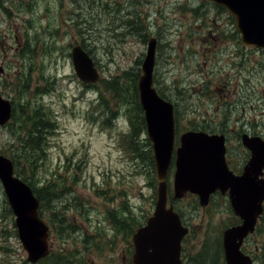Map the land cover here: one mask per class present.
Returning <instances> with one entry per match:
<instances>
[{
	"label": "rangeland",
	"instance_id": "obj_1",
	"mask_svg": "<svg viewBox=\"0 0 264 264\" xmlns=\"http://www.w3.org/2000/svg\"><path fill=\"white\" fill-rule=\"evenodd\" d=\"M128 1L133 2L127 9L129 13L139 10V29L144 26L146 33L148 28L162 31L153 85L178 105V128H192V124L206 120L209 128L215 129V120L221 117L228 127L242 126L251 135L264 139V125L256 131L250 126L252 119L264 111V52L239 45L230 14L201 0ZM104 3L105 0L101 4L94 0H48L50 11L44 26L51 36H32L28 67L19 68V61L15 67L11 64L0 85V94L19 102L10 123L0 127V152L18 153L21 166L29 169L31 148L27 144L24 152L20 149L31 122L22 126L19 122L26 121L35 109L43 108L45 152L37 162L34 180L29 182L35 188L46 186L61 191L64 184L67 189L61 199L46 202L40 213L50 227L49 246L55 256L39 264H67L57 259L61 252L69 255V260L81 259L78 264H126L127 250L129 258L131 255L119 225L122 215H117L119 223L115 225L112 218L107 219L108 212L122 208L125 201L132 208L133 224H142L154 208L155 187L147 178L146 167L136 159L133 143L125 140V134L133 128L130 121L137 124L132 105L127 100L120 107L117 98L111 99L102 84H98L100 94L93 85H83L73 74L70 58L63 55L74 44L80 45L94 58L104 80L114 77L124 81L139 72L146 49L144 40L150 36L130 29L133 25L126 24L127 16L100 15L98 10ZM169 3L173 5L172 17L157 22L158 11L167 13ZM136 17L130 18L138 21ZM208 36H219L222 41H211ZM213 43H217L215 48ZM50 44L55 45L52 58H48ZM20 83L29 86L26 96H20ZM25 97L27 106L21 100ZM137 140L139 146H148L143 144L141 134ZM235 155L237 161L242 159L239 152ZM142 166L146 172H142ZM148 177L154 178L152 173ZM175 207L193 228L184 243L186 258L198 256L209 262L207 256L212 252L217 257L223 230L236 221L227 199L215 195L203 209L196 198L187 195ZM6 208L9 206L0 187V264H30L17 239L14 216ZM52 213L66 218L63 231ZM51 222L55 227L50 226ZM258 226L243 251L264 264V220ZM219 264H224L223 257Z\"/></svg>",
	"mask_w": 264,
	"mask_h": 264
},
{
	"label": "water",
	"instance_id": "obj_2",
	"mask_svg": "<svg viewBox=\"0 0 264 264\" xmlns=\"http://www.w3.org/2000/svg\"><path fill=\"white\" fill-rule=\"evenodd\" d=\"M226 9L234 20L245 46L264 49V0H206ZM156 41L150 38L140 66L138 80L139 103L143 111L146 132L152 142L156 170V202L145 225L132 235L134 248L132 264H181V240L187 228L171 207L167 208L166 171L173 149V106L162 100L152 87ZM74 72L79 81L95 84L99 74L92 59L80 46L71 51ZM11 117V107L0 97V126ZM177 149L176 172L173 180V199L186 192L197 195L202 207L212 193H228L230 206L241 223L222 234L225 264H253L241 251L243 240L253 233L262 212L264 180L259 179L264 169V141L244 134L242 145L251 153L240 176L227 171L224 162L223 136L187 133L181 137ZM0 184L14 216V225L27 261L35 264L49 253L48 226L39 218V201L32 190L14 177L12 162L0 155Z\"/></svg>",
	"mask_w": 264,
	"mask_h": 264
},
{
	"label": "flooded vegetation",
	"instance_id": "obj_3",
	"mask_svg": "<svg viewBox=\"0 0 264 264\" xmlns=\"http://www.w3.org/2000/svg\"><path fill=\"white\" fill-rule=\"evenodd\" d=\"M94 1L98 4H101L102 2V0H94ZM110 1H113V0H105V3H104L105 5L102 8H99L98 13L100 15H107V16H110L111 18L127 16L129 17V20H126V24L133 25V27H131L130 29L136 30L140 28L141 20L139 19V17H136V14H138L139 10L138 12H135V14L129 13L127 10L129 9L130 5L133 4L132 1L116 0V1H113L111 5H110ZM141 3L142 1H138V4H141ZM41 6H42V10H41ZM172 8H173V5L169 3V9L167 13L163 14L162 11L159 10L157 22H160L163 19L165 20L167 18H171ZM105 10L108 11V14L105 13ZM49 11L50 9L48 6V0H0V85H1V81L3 77L6 74L5 73L6 68L11 67L12 65L13 67H15L18 61H19V68L26 69L28 67L29 54H30L29 50L30 48H33L32 36H44V35L51 36L49 29H47L48 27L44 26V23H46V25L48 23L47 16H48ZM115 11H117V14H110L111 12H115ZM131 15L136 17L138 21L131 19L130 18ZM176 15H177V12L174 16ZM37 26L39 27L40 30L37 29ZM135 26H137L138 28L137 27L135 28ZM139 30H141L143 33L144 32L146 33L147 28L143 26ZM148 30H149V33H146V34L151 36L154 31L151 28H148ZM161 34H162L161 29L157 28L156 31L153 33V36H151V37H154L157 41L156 47L157 45H159L158 39L161 38ZM237 37L239 40L238 43L240 45L241 44L240 36L238 35ZM207 38L214 42L216 41L219 42L221 39L219 38V36H208ZM75 45L76 44H74L73 46L71 45L72 47L70 48L69 53L66 52V54H63L64 56L67 55V57L70 58V61H71V51ZM216 46H217V43H213V47L215 48ZM247 48H251L255 50V48L253 47H247ZM259 51L264 52V49H261ZM48 58H52V55H49ZM156 61H157V56L155 59V64H156ZM21 62L23 64H21ZM71 65H72V61H71ZM173 107L175 109V103L173 104ZM263 112L264 111H261L259 116L257 114L256 117H254L250 123V126L252 127L254 131H256L257 128H261L264 125L262 123V120L264 119ZM174 118H175V147L178 146V141H179L180 136L187 132H202L208 135H223L224 144H225V161H226V164L229 170L236 173L243 165L246 164V162L250 158L249 152L241 145V135L247 134L249 137H252V136H255V134L251 135L249 132L245 131L244 129H241L242 126H240L239 128L238 127L230 128L226 125L227 124L226 122L225 124L222 121L223 119L220 117L215 120V123H214L215 129L209 128L207 121L202 120L201 123L199 124H192V125L190 124L192 128H183L182 130H180L178 128L180 119L176 118L175 113H174ZM218 126L219 128H216ZM236 152H239L242 156V159L240 161H237V158L235 155ZM172 171L173 169H171L170 175L173 174ZM185 196H187V194ZM227 203L229 204L228 200H227ZM181 220L183 224L189 225L187 221L185 220V216L181 217ZM237 224H240V222L235 221L234 224L231 223L230 225H237ZM251 237L252 236H250L249 238ZM182 247H183V243H182ZM126 258L123 257V260L126 259L127 261L126 264H131V261L129 258V250H127L126 252ZM80 261L82 260L78 259L77 264ZM187 264H192V262L187 261Z\"/></svg>",
	"mask_w": 264,
	"mask_h": 264
},
{
	"label": "trees",
	"instance_id": "obj_4",
	"mask_svg": "<svg viewBox=\"0 0 264 264\" xmlns=\"http://www.w3.org/2000/svg\"><path fill=\"white\" fill-rule=\"evenodd\" d=\"M54 49H55V45L50 44L49 45V55L53 54ZM137 73H134L133 76H131V78H129V79L125 78L124 81H120V79H114V77H110V78H107L106 80L101 79L98 84H102L103 87L106 88V91L109 92V93L108 92L107 93L111 99L117 98V102H118L120 107H122L124 102L127 100L132 105L133 110L135 112V119L137 120V124H136V126H134L133 121H130L133 128H131L129 133L127 132V134H125V140L128 142H131L130 144L133 143L132 149L135 150V152H136V159H139L140 162L146 167L147 172L145 171L143 166H142L143 167L142 172L148 173L147 178L150 180L152 188H154L156 181L154 179L155 178V172H154V168H153L152 154H151V150H150V145L148 144V140L143 139V135L145 132V125H144V121H143L142 110H141V107H140L139 101H138L137 83L135 85H133L138 79L139 72H137ZM41 77H42V74H41ZM43 83H44V85H47V80H43ZM98 84L93 86V90L96 89L97 92H99ZM27 85L25 86V85H22L20 83V86H19V91L21 92L20 96L21 95L26 96V92H28V87H29V86L27 87ZM99 94H100V92H99ZM160 95L165 98V94L162 90H160ZM127 96H130V97L127 99L126 98ZM21 100H24L25 105L27 106V98L26 97L21 98ZM11 101H13V105H15V106L19 105V102H16L12 98H11ZM42 110L44 111L43 108L42 109L38 108V110L35 109L32 112V115L27 116L26 121L22 120L19 122V124L21 126L25 122H28V121L31 122V128L25 132L26 133L24 136L25 140L22 141V146L20 149L22 152H24L27 144L31 148V157H30L31 165H30L29 169L27 167L21 166L22 160L20 158L21 156L18 153L9 152V154H5L4 152H0V154L6 156L7 158H9L13 162L16 175L19 178H21V180H23L29 186L32 187V190H33L35 196L40 201V213L42 212V209H45V203L46 202L51 204L53 201L57 200L61 196L63 197L67 191V189H64V184H63V189L61 191H59L56 188H50V187H46V186H39V187L35 188L31 184V182H29V181L34 180L33 175H34V173L38 167L37 162L41 160V155L43 154V152H45V150L43 148V143H44V137L46 136L45 130L47 129V127L43 123L44 120L41 121V118L44 117L42 114ZM178 111H179L178 105L175 103V113H176L177 119H179V112ZM117 113L114 114V117L117 115ZM112 114H111V116H112ZM49 116H50V114H49ZM46 121H47V119H46ZM139 134H141V136H142L143 144H146L148 146L143 147V146L138 145V143L136 141H138L137 138H138ZM150 173L153 174L154 178L150 179L148 177ZM38 181H39V179H38ZM47 183L50 184V183H52V181H48ZM61 183H63V181H61ZM5 211L9 212V214H11L9 208H6ZM118 212H123V213H118ZM117 215H122V217H121L122 219H120V223L118 222L119 219H117ZM51 216L57 220V222L59 224V228H61V231H63L64 224L66 221V218L64 217V215H62L61 213H52ZM133 217L134 216L132 213V208L131 207L128 208V205L125 201L123 202L122 208L111 209V211L108 212V217H107L108 220L110 218H112V224L116 225L117 223H119V225L122 226V229H124L123 233L127 237V241H128L129 246H130V237L132 236L133 232L138 227L143 225V223L139 224L137 222L133 224ZM262 220H264V216L262 217ZM123 223H124V225H123ZM50 226L55 227L52 222H51ZM119 228H121V227H119ZM65 234H66V232H65ZM204 247H205V245L203 246V248ZM131 251H132V249L130 246V254H131ZM205 253L206 252L204 251L203 252L204 257H206ZM216 254H217V257H215V253H213V252L209 256H207V258L210 259L209 262H206L205 258L198 257V256H196V257L190 256V258H191L192 264H219L220 258L222 257V250H221L220 244L218 245V251H216ZM50 256L53 257L55 255H52V254L49 255L46 259L47 260L46 262H50L54 259V258H50ZM58 257L59 258H57V259L59 260V262L61 260H66L67 264H69L71 262L75 263V258H73V260H69V255L64 256L62 254V252L58 254ZM199 258H201L203 261L199 260ZM215 260H218V262H216Z\"/></svg>",
	"mask_w": 264,
	"mask_h": 264
}]
</instances>
